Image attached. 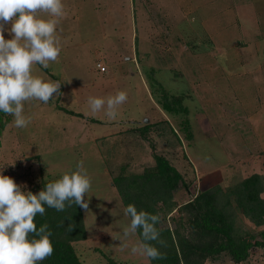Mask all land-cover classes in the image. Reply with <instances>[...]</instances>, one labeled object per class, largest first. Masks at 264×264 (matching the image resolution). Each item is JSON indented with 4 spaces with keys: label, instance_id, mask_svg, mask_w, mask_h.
Here are the masks:
<instances>
[{
    "label": "rangeland",
    "instance_id": "rangeland-1",
    "mask_svg": "<svg viewBox=\"0 0 264 264\" xmlns=\"http://www.w3.org/2000/svg\"><path fill=\"white\" fill-rule=\"evenodd\" d=\"M63 3L60 55L47 68L33 67L34 75L60 81V93L47 103L25 101L31 121L24 128L3 115L0 168L37 193L41 180L83 162L91 188L82 208L87 237L74 243L81 263L150 264L131 252L136 233L122 235L130 217L115 176L141 173L154 165V153L165 156L184 183L172 190L174 208L160 217L168 227L198 191L218 185L232 197L252 174L264 182V0ZM121 90L127 100L115 120L90 110V96ZM171 99L181 108L165 109ZM239 220L253 227L241 214ZM204 264H264V246L241 263L222 254Z\"/></svg>",
    "mask_w": 264,
    "mask_h": 264
},
{
    "label": "clouds",
    "instance_id": "clouds-1",
    "mask_svg": "<svg viewBox=\"0 0 264 264\" xmlns=\"http://www.w3.org/2000/svg\"><path fill=\"white\" fill-rule=\"evenodd\" d=\"M64 15L63 0H0V112L13 116L17 128L31 121V116L24 113L25 101L47 103L60 93V81L34 75L33 67L38 64L47 68L50 61L58 59L61 43L57 26ZM6 32L11 38H5ZM126 100L127 92L121 90L107 98L90 96L87 103L93 113L103 109L109 119L115 120L117 107ZM90 188L91 178L83 162L37 193L3 174L0 168V264H39L50 256L52 233L47 224L37 227L35 217L44 214L45 206L63 211L66 204L74 203L87 209L85 197ZM124 213L130 223L123 229V237L137 231L141 237L131 252L149 260L163 259L164 254L150 243H163L157 227L159 215L138 210L134 204H128Z\"/></svg>",
    "mask_w": 264,
    "mask_h": 264
},
{
    "label": "trees",
    "instance_id": "trees-1",
    "mask_svg": "<svg viewBox=\"0 0 264 264\" xmlns=\"http://www.w3.org/2000/svg\"><path fill=\"white\" fill-rule=\"evenodd\" d=\"M171 100L172 104H163L165 109L175 111L181 108L177 106L178 99ZM4 114L0 112V133L8 121L7 117L3 118ZM148 125L139 126L140 132H146ZM153 157L155 163L152 167L141 173L119 174L112 181L124 208L134 204L138 210L161 217L174 208L172 190L183 183V176L165 156L154 153ZM55 179L58 178L41 180V189ZM231 191L232 197L216 185L193 194L183 203L182 213L174 217L173 227L162 224L164 217L159 219L157 227L163 243H150L164 254V258L149 260L150 264H204L222 254L234 263H241L248 259L251 249L263 247L264 182L261 176L252 174ZM239 214L253 227H243L239 223ZM34 222L37 227L47 224L52 233L53 253L39 264H82L74 247L76 241L87 237L81 206L66 204L63 211L45 206L44 214H37ZM136 235L141 239L139 231Z\"/></svg>",
    "mask_w": 264,
    "mask_h": 264
},
{
    "label": "built area",
    "instance_id": "built-area-1",
    "mask_svg": "<svg viewBox=\"0 0 264 264\" xmlns=\"http://www.w3.org/2000/svg\"><path fill=\"white\" fill-rule=\"evenodd\" d=\"M96 65L99 68V70H101V71L105 70V67L101 63H97Z\"/></svg>",
    "mask_w": 264,
    "mask_h": 264
},
{
    "label": "crops",
    "instance_id": "crops-1",
    "mask_svg": "<svg viewBox=\"0 0 264 264\" xmlns=\"http://www.w3.org/2000/svg\"><path fill=\"white\" fill-rule=\"evenodd\" d=\"M135 121V120H134ZM130 122H133V121H130ZM128 128V127H127ZM121 134V133H120Z\"/></svg>",
    "mask_w": 264,
    "mask_h": 264
}]
</instances>
